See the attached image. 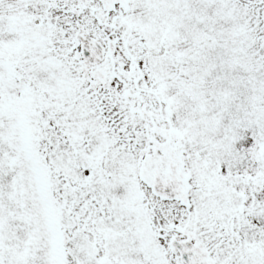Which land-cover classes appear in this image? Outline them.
<instances>
[{"label":"snow or ice","instance_id":"1","mask_svg":"<svg viewBox=\"0 0 264 264\" xmlns=\"http://www.w3.org/2000/svg\"><path fill=\"white\" fill-rule=\"evenodd\" d=\"M0 264H264V0H0Z\"/></svg>","mask_w":264,"mask_h":264}]
</instances>
